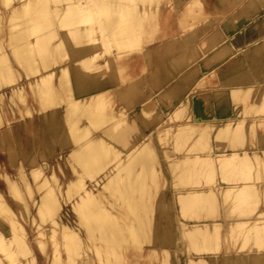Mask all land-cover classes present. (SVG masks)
Listing matches in <instances>:
<instances>
[{"label":"bare ground","instance_id":"bare-ground-1","mask_svg":"<svg viewBox=\"0 0 264 264\" xmlns=\"http://www.w3.org/2000/svg\"><path fill=\"white\" fill-rule=\"evenodd\" d=\"M189 2L180 15H196ZM174 4L0 0V89L9 86L0 92V149L14 169L4 177L11 199L0 188V216L10 226L0 220V264H38L11 200L30 225L54 227L51 264H264V3L239 33L243 57L201 90L203 64L179 70L195 48L179 43L170 53L180 39L159 41L171 33ZM145 65L151 72L129 80ZM167 99L175 108L160 115ZM68 203L74 222L65 218ZM170 203L179 205L172 213ZM217 231L224 238L215 242Z\"/></svg>","mask_w":264,"mask_h":264},{"label":"rangeland","instance_id":"rangeland-1","mask_svg":"<svg viewBox=\"0 0 264 264\" xmlns=\"http://www.w3.org/2000/svg\"><path fill=\"white\" fill-rule=\"evenodd\" d=\"M187 1L188 0H183L181 3L178 4V3H175L176 0H161V3L163 4L164 9L166 8V4H171V3L174 4L175 3L174 5L176 6V8H177L176 10L178 12H176V14L174 16L173 15L170 16L171 19H170L169 22L172 23L171 33L168 36H166L164 39L163 38L159 39V41H165L166 39L177 38V37L180 39L179 42H176L174 45L171 46L172 48L170 47V48L167 49L170 53L172 51H174V49L177 47V45L179 43H183L186 46H190L191 45L192 47H194L195 50H196V57L193 56L192 59L189 62L182 63V65L178 63L177 66L181 65V67L179 66L180 67L179 70H181V69H183V68H185L187 66L196 65L197 64L196 61L198 60L199 64H203V69L202 70L204 72H206V73L203 76L205 78H204L203 82L201 83V85H199V87L198 88L196 87L195 89L196 90H201V89L213 88V87H216L218 85L219 78H221V77L224 78L226 72L228 71V67L231 65V63L233 61L237 60L239 57H243V53H241V52L244 50V47L242 46L243 45L242 40H240V42H239V39H240L239 33L242 32V26L244 25V27H245L247 25V23L250 21V18L251 17L253 18L257 14L259 6L263 5L264 0H257L255 2L254 6L249 5L250 4L249 0H222V2L220 4H219V0H203L201 3H195V4H193L195 2V0H190V2H189L190 3V7L193 8V11L192 10L191 11H192V13L194 12V14H196L194 17H192L191 14H189V15L188 14L180 15V12L183 11V8H181V7H184L186 5L185 2H187ZM240 10L243 11V15L242 16L241 15L238 16V13L240 12ZM165 25H169V24H165ZM191 25H196V26L193 27L194 29H190ZM216 28H218V30H220V32H222V33L219 32V34H215L217 38L214 39L215 35L213 36L212 33L214 31H216ZM205 30H206V32H205ZM197 33H200V34L197 36L196 35ZM217 33H218V31H217ZM211 35L213 36V39H209V37ZM219 35H220V37H219ZM226 40H227V42L230 41L229 45H231V49H229V50H231V51H229V50L226 51L225 50L226 52L225 51L221 52L218 55V50L222 46L226 45V43H227ZM10 47L11 46H9V45H8V47L6 46L5 49H3L4 51H2V52H5V54H6V52L9 51V53H11V51H10L11 48ZM215 48L218 49V50H216ZM41 49L42 48H39V52L41 51ZM169 49H171V51ZM135 50H137V49H135ZM213 50H215V51L213 52ZM240 50H241V52H240ZM237 54H238V56H237ZM215 55H216V57H215ZM201 56H203V57H201ZM6 62H8V61H6ZM3 64H6V63L3 62ZM15 65L17 67V70L22 74V77L20 79V81H22V79H25L24 77H26L24 75L25 71L22 69L21 66H19L17 64H15ZM144 67H148V68H143L142 70L140 69V71L138 73H136L135 75H133L129 80L133 81V79L136 80V79H139V77H144L143 76L144 73L146 72L145 74H147L148 69L150 68L147 65H145ZM119 69H116V70H119ZM150 70H151V68H150ZM150 70H149V72H151ZM172 70H174V69H172ZM179 70L175 69V71H179ZM175 71H173V72L175 73ZM115 72H118V71H115ZM199 74L200 73H198V72L193 74L191 76V80L193 81V80L197 79L199 77ZM219 76H221V77H219ZM105 77L106 76H104V78H102V80L105 79ZM191 80H189V78H188V81H191ZM220 80H222V79H220ZM190 85L191 84L189 82L188 86H190ZM7 88H9V86H5V87L1 88L0 92L5 91ZM145 90H144L145 91L144 93L142 92L144 97H146V95H147L146 93L153 95L154 90L153 91L150 90L151 92L148 91L149 89H145ZM196 90H195V92H196ZM143 95H141V96L143 97ZM151 95L150 96L148 95L147 99H149L151 97ZM131 97L133 98V96L130 95V98ZM128 99H129V97H128ZM172 100L175 101V102H173ZM167 101H168V99H167ZM170 101L172 102V104L170 103ZM170 101L167 102L168 103L167 104L168 107L170 106L169 108L166 105V109L164 111H161V112L159 111L157 113H160V115L162 114L164 116L165 115H169L168 114L169 111L171 113V109L175 108L174 106H175V103H176L175 99H171ZM214 102H216V99H215ZM164 103L166 104V100H164ZM32 104L35 105V102H33ZM169 104H171V105H169ZM171 106H173V107L171 108ZM157 113H153V114L158 116ZM153 114H152L153 118H151V116H150L151 114H149V116L147 118L150 117V119H148L147 121H149L151 119H156V116H153ZM185 114H186V112H184V114H179L178 116H180V115L184 116ZM34 115L36 116L37 113L35 112ZM30 116H33V115H30ZM30 116L28 115V116H26V118L28 117V120L29 119L32 120V117H30ZM183 116L181 118H183V120H185L187 115H186V117H183ZM181 118H176V120L178 121ZM172 120H171V122H177L176 120H173V121ZM24 122H25V119L21 118V119L11 120L10 123L12 125H18V124H23ZM165 125H167V124H165ZM3 127H4V125H3ZM169 134H167V136ZM171 135H172V138H173V134L172 133H171ZM171 135H169L170 137L167 138V139H170ZM165 136L166 135H164V138L166 139L167 136L166 137ZM125 139H126V136H125ZM162 139H163V137H162ZM162 139H161V141H163ZM165 139H164V141H165ZM125 141L126 140H124L123 142H125ZM132 142H134V141H132ZM132 142H131V144H135V143H132ZM127 143H128V141H127ZM127 143H122V144L123 145L125 144L124 146H127V149H129L130 147L127 145ZM157 143L159 144V145L157 144L159 147H160V144L162 145V143L160 141L157 142ZM131 144H130V146H131ZM133 147L134 146L132 145V148ZM161 148H163V147L161 146ZM123 150H125V149H123ZM125 152H128V150H125ZM113 159L114 160L110 159L109 163L111 165H114V161H117V160H115L117 158H113ZM112 161H113V163H111ZM52 166L55 169V171L57 172L58 176H62V171L60 172V170L58 169L57 163L54 162L52 164ZM64 170L66 172H68V168H66V166L64 167ZM0 171H1L0 188L3 189V191H5L6 194H7L6 196L9 199H11L10 198V192H8L9 191V189L7 187L8 185L6 184L7 181H5L6 179H4V177L6 176L5 175L6 173H10V175L12 176L13 173H14V169L8 163L7 153L4 150H1V149H0ZM46 172H49V168L46 170ZM42 179H43V175L40 177L39 181H41ZM31 181H33L32 183H34V180H33L32 176H31ZM33 189H34L35 193L31 197L28 196V197L31 198V199L30 198H28V199H29V208L33 212V215L35 216L36 212L34 211L35 210V206H34L35 204L33 203V197L35 195L39 196V193L37 194V192H38L37 190L38 189L36 188L35 183L33 184ZM161 191H163V192H161ZM159 192H161L162 196H164V194H166L169 191H168V188L164 187V188L159 189ZM263 199H264V196H263ZM11 202H13V205L15 206V210H16L17 215H18L17 218L19 219L18 222L20 224H22L24 226V228H26V233H27V237H26L27 239L26 240L28 241L29 246L33 248V252H34V254L36 255V257L38 259V264H51L50 263L52 261L51 259H54V257H55L54 254H56V253H54V251H55L54 247L55 246L53 244H51V243H53V241L55 243L56 240H58V239L50 240V236H51V234H50L51 231L50 230H52L54 227L52 225H50L51 224L50 221H47V222H44V223L38 222L37 224L35 223V224L30 225V223H28V221H26V220L24 221V217L22 216V211H20L18 208H16V204H15L16 202H14V200H11ZM172 205H173L172 203H170V205L168 204V206H170V208H171V209H168V210L171 211V213L174 212L173 208H172L173 206H175V207L179 206V205L177 206L176 203H175V205H173V206ZM64 213H65V218H69V220L71 222L75 221L74 217H73L74 213H73V211L71 209V204L70 203L64 205ZM179 215H180V213H178V216ZM37 218H38V216H37ZM179 218H181V217L179 216ZM183 218H181V219L184 222L185 220H183ZM0 220L3 222L5 227H10L9 223L7 221H4L1 216H0ZM189 220L186 221V222H192V221H189ZM37 225H39L40 228ZM179 225H180V223H179ZM36 226H37V228H36ZM37 229L40 231V233L42 235L39 233V231ZM219 229H221V228L219 227ZM219 229H218V231H219ZM222 229L220 230V232L221 231L224 232V230H222ZM177 231H178L177 227H175V229H172L173 235L177 234ZM218 231L216 232V234H218ZM170 233H169V235H170ZM222 234H220V233L218 234L217 240H215V242L219 240L218 237H220V241H221V239L224 238L222 236ZM37 235H39V237L40 236H42V237L39 238ZM55 236L57 238L58 234L56 233ZM170 236L172 237V234ZM173 238L174 239H178V241H181V240L183 241V239L179 238L178 235L173 236ZM261 239H264V238H261ZM36 241H39V243L44 245V247H45L44 250L40 246L41 244L36 243ZM260 241H262V240H260ZM184 242H186L184 244V246L186 248H187V246H189V248L191 250L195 248V247H193L194 244H192L191 240L189 242V241H187V239H184ZM187 242H189V243H191V245H193L192 248H191V245L189 243H187ZM37 244H38V246H37ZM168 244L169 243H167V245ZM187 244H189V245H187ZM166 246H165V248H167V247L168 248H167V250L165 249L166 250L165 253H167L168 257H169V258L168 257L166 258V261H168L166 263H169L170 260H171V257L169 255L168 251L170 250V252H172L174 250V245H168L167 247ZM253 246H254V244H253ZM38 247H40V249H38ZM185 247H184V249H185ZM40 250H41V252H40ZM52 250H53L54 254H52ZM62 250H63V252L60 253V258H62V260L63 259L64 260L68 259L67 255L64 252V247L60 246V251H62ZM76 250L78 251V249H76ZM191 250H189L187 248V250H185V251H189V252H186V253H191L192 252ZM194 251H195V249L193 250L192 253H194ZM42 252L44 253V255L42 254ZM0 256H1V254H0ZM23 260H25V259H23ZM188 263H189V261H188ZM186 264H187V262H186Z\"/></svg>","mask_w":264,"mask_h":264}]
</instances>
